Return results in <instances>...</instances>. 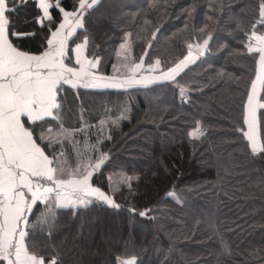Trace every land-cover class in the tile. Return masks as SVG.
Here are the masks:
<instances>
[{
  "label": "trees",
  "instance_id": "trees-1",
  "mask_svg": "<svg viewBox=\"0 0 264 264\" xmlns=\"http://www.w3.org/2000/svg\"><path fill=\"white\" fill-rule=\"evenodd\" d=\"M258 2L101 0L93 30V45L100 47L90 46L89 52L103 57L99 68L105 75L115 74L113 65L125 32L132 34L127 38L130 57L125 64L138 60L154 26L160 32L150 50L153 61L159 58L162 64H171L182 59L187 44L199 42L196 38L208 32L213 33L212 50L197 57L178 78L186 91L183 101L174 86L153 91L140 86L81 88L78 99L69 89L74 114L66 127L83 126L72 137L80 141L77 149L87 152L85 139L92 144L102 137L103 150L110 153L111 163L99 182L107 185L109 175L113 183L122 174L133 178L131 189L123 185L115 194L119 212L97 207L81 211L77 218L61 210L57 242L74 264H105L109 252L125 245L140 252L144 264H261L264 158L251 155L239 131L241 101L254 78L255 64L250 56L236 54L242 28ZM13 23L35 31L31 7L20 8ZM26 40V47L38 43L36 37ZM194 120L202 121L205 136L193 142L186 132L192 130ZM262 143L264 123L258 147ZM68 149L69 163H74L76 151L71 144ZM131 207L152 211L149 217L136 216L130 222ZM85 222L88 226L82 229ZM225 245L231 249L230 257L224 254Z\"/></svg>",
  "mask_w": 264,
  "mask_h": 264
},
{
  "label": "snow or ice",
  "instance_id": "snow-or-ice-1",
  "mask_svg": "<svg viewBox=\"0 0 264 264\" xmlns=\"http://www.w3.org/2000/svg\"><path fill=\"white\" fill-rule=\"evenodd\" d=\"M28 7L35 31L16 28L13 23L19 9ZM100 7L101 0H72L71 4L66 0H0V264H74L57 242L61 210L77 218L81 211L87 213L97 207L119 212L121 204L115 194L123 185L132 188L133 178L123 174L116 183L111 175L107 185L99 182L111 163L110 153L103 150L106 144L102 137L92 144L85 139L87 152L77 149L80 141L72 137L83 126L66 127L74 114L68 101L69 89L78 99L81 88L140 86L153 91L174 86L183 101L186 91L178 78L197 57L212 50L213 33L208 32L196 38L199 42L187 44L182 59L171 64H162L159 58L153 61L150 50L160 32L159 26H154L138 60L123 65L124 72L114 64L116 74L105 75L99 68L103 57L99 52H89L90 46L100 47L93 45ZM223 7L221 4V11ZM253 7L252 19L242 28L241 48L236 50L237 55L250 56L255 64L254 78L241 101L239 131L251 155L264 158V143L258 147L259 129L264 123V0ZM131 35L125 32L119 46L125 50V60L129 59L126 50ZM29 36L38 38L35 47L25 46ZM186 135L193 142L202 139V121L194 120ZM68 144L76 151L74 163H69ZM168 195L181 202L175 192ZM128 211L132 222L136 216L149 217L152 209L131 207ZM87 226L85 222L81 228ZM224 254L231 256L227 245ZM139 257L140 252L126 245L117 246L109 252L105 264H144Z\"/></svg>",
  "mask_w": 264,
  "mask_h": 264
},
{
  "label": "rangeland",
  "instance_id": "rangeland-1",
  "mask_svg": "<svg viewBox=\"0 0 264 264\" xmlns=\"http://www.w3.org/2000/svg\"><path fill=\"white\" fill-rule=\"evenodd\" d=\"M126 51H127L128 57H130V46L127 48ZM118 53H121V54L118 55ZM124 53H125V50H121L120 48L117 51L118 58L116 60V64L115 65H117L120 68V71L121 72H124L125 71V68L123 67V65H125V62L127 61L124 58ZM114 73L116 74V71L115 70H114Z\"/></svg>",
  "mask_w": 264,
  "mask_h": 264
},
{
  "label": "water",
  "instance_id": "water-1",
  "mask_svg": "<svg viewBox=\"0 0 264 264\" xmlns=\"http://www.w3.org/2000/svg\"><path fill=\"white\" fill-rule=\"evenodd\" d=\"M196 50L194 49V52H195ZM202 56H204V55H202ZM202 56H200V57H202Z\"/></svg>",
  "mask_w": 264,
  "mask_h": 264
}]
</instances>
